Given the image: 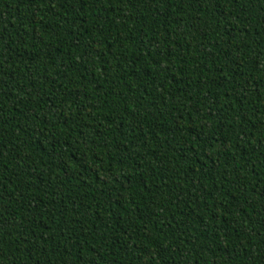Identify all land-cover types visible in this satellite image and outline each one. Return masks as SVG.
Returning <instances> with one entry per match:
<instances>
[{
    "label": "trees",
    "instance_id": "1",
    "mask_svg": "<svg viewBox=\"0 0 264 264\" xmlns=\"http://www.w3.org/2000/svg\"><path fill=\"white\" fill-rule=\"evenodd\" d=\"M0 264H264V0H0Z\"/></svg>",
    "mask_w": 264,
    "mask_h": 264
}]
</instances>
